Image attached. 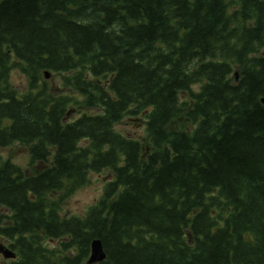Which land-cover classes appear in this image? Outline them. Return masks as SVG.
Here are the masks:
<instances>
[{
	"label": "trees",
	"instance_id": "trees-1",
	"mask_svg": "<svg viewBox=\"0 0 264 264\" xmlns=\"http://www.w3.org/2000/svg\"><path fill=\"white\" fill-rule=\"evenodd\" d=\"M263 50L264 0H0V147L39 166L0 157L6 264H88L97 238L98 264H264Z\"/></svg>",
	"mask_w": 264,
	"mask_h": 264
},
{
	"label": "rangeland",
	"instance_id": "rangeland-1",
	"mask_svg": "<svg viewBox=\"0 0 264 264\" xmlns=\"http://www.w3.org/2000/svg\"><path fill=\"white\" fill-rule=\"evenodd\" d=\"M11 79L12 84L19 92H23L27 89L28 79L18 70L13 72ZM46 80L49 81V86L53 85V90L56 93L64 92V90L61 88L62 84L59 76L55 77L50 74L49 78H46ZM173 126L175 128H191V125L184 119L175 121ZM116 129L125 136L140 139L143 142H146L148 137L146 124L144 122V115L126 116L119 124H117ZM0 157L4 159H11L24 169L28 168L31 171L37 170L39 168V166H30L29 149L26 145L20 143H14L11 146L4 148L0 147ZM111 178L112 175L108 171H104L102 173H92L89 182L85 186L77 189L65 200L63 204L62 215L67 217L74 215L84 216L88 209L102 197L104 187ZM0 214H8V212L5 208L0 207ZM0 244L9 246V242L3 237L0 238ZM6 263H8V260H5L3 256H0V264Z\"/></svg>",
	"mask_w": 264,
	"mask_h": 264
},
{
	"label": "water",
	"instance_id": "water-1",
	"mask_svg": "<svg viewBox=\"0 0 264 264\" xmlns=\"http://www.w3.org/2000/svg\"><path fill=\"white\" fill-rule=\"evenodd\" d=\"M50 73L46 72V78H49ZM238 78V73L236 74ZM0 253L3 255L5 259H15L17 254L10 247L0 244ZM107 258V253L104 249L103 243L101 239H94L91 242L90 255L88 258V264H98L104 261Z\"/></svg>",
	"mask_w": 264,
	"mask_h": 264
},
{
	"label": "flooded vegetation",
	"instance_id": "flooded-vegetation-1",
	"mask_svg": "<svg viewBox=\"0 0 264 264\" xmlns=\"http://www.w3.org/2000/svg\"><path fill=\"white\" fill-rule=\"evenodd\" d=\"M0 256H2V254L0 253Z\"/></svg>",
	"mask_w": 264,
	"mask_h": 264
}]
</instances>
